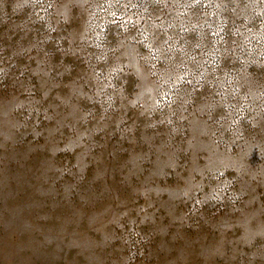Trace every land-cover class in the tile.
Returning <instances> with one entry per match:
<instances>
[{"label":"rangeland","instance_id":"rangeland-1","mask_svg":"<svg viewBox=\"0 0 264 264\" xmlns=\"http://www.w3.org/2000/svg\"><path fill=\"white\" fill-rule=\"evenodd\" d=\"M0 264H264V0H0Z\"/></svg>","mask_w":264,"mask_h":264}]
</instances>
